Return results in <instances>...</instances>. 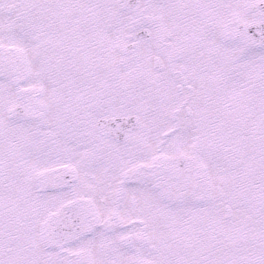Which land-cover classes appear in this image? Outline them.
I'll list each match as a JSON object with an SVG mask.
<instances>
[{
  "label": "snow or ice",
  "instance_id": "obj_1",
  "mask_svg": "<svg viewBox=\"0 0 264 264\" xmlns=\"http://www.w3.org/2000/svg\"><path fill=\"white\" fill-rule=\"evenodd\" d=\"M0 264H264V0H0Z\"/></svg>",
  "mask_w": 264,
  "mask_h": 264
}]
</instances>
